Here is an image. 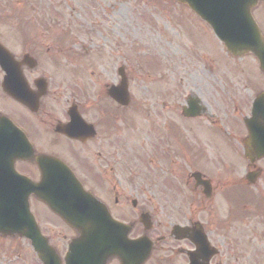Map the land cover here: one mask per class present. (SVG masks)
Returning a JSON list of instances; mask_svg holds the SVG:
<instances>
[{"label":"flooded vegetation","instance_id":"af4514ba","mask_svg":"<svg viewBox=\"0 0 264 264\" xmlns=\"http://www.w3.org/2000/svg\"><path fill=\"white\" fill-rule=\"evenodd\" d=\"M16 24L0 23V218L18 220L21 236H0V264H138L140 238L149 248L141 264H264L258 108L252 119L260 95L264 107V73L252 56L227 55L236 68L208 69L216 75L204 85L196 73L160 93L149 77L143 101L121 55L88 54L53 19ZM124 85L125 106L110 96ZM60 186L101 205L90 212L83 201L74 252L80 231L52 209ZM9 238L20 244L3 246Z\"/></svg>","mask_w":264,"mask_h":264},{"label":"rangeland","instance_id":"374dc122","mask_svg":"<svg viewBox=\"0 0 264 264\" xmlns=\"http://www.w3.org/2000/svg\"><path fill=\"white\" fill-rule=\"evenodd\" d=\"M254 12L264 35V2ZM52 19L58 22L60 38L74 36L91 50L88 54L121 55L122 64L139 79H133L131 95L137 93L143 101L149 100L145 91L149 77L155 80L154 88L164 93L177 89L179 78L194 80L197 73L204 85L216 75L208 69L236 68L210 27L173 0H0L1 24L10 21L18 26ZM6 32V28L0 29L1 36ZM93 62L90 56L82 58L88 75ZM162 73L169 80L166 85L160 81ZM222 119L230 120L231 113L223 112ZM138 135L143 137L141 130ZM2 244L10 248L20 241L9 238Z\"/></svg>","mask_w":264,"mask_h":264},{"label":"water","instance_id":"95a60500","mask_svg":"<svg viewBox=\"0 0 264 264\" xmlns=\"http://www.w3.org/2000/svg\"><path fill=\"white\" fill-rule=\"evenodd\" d=\"M181 4H186L196 15L204 20L212 28L214 34L223 43L227 52L234 56H242L252 53L259 62L260 69L264 72V38L251 16V9L258 0H175ZM3 58L0 57V63ZM119 102L125 101L123 97H115ZM264 115V108L259 109ZM260 152L264 155V139L260 140ZM66 181V179H65ZM68 181V180H67ZM71 190V189H70ZM77 192L79 189L75 188ZM59 200L55 203L54 210L60 216L69 218L73 222L72 210L67 203V194L65 189L60 188ZM96 208L99 203L91 200ZM57 205V206H56ZM73 217V216H72ZM83 233V231L77 227ZM6 233V232H5ZM8 233H14V230ZM148 253V252H147ZM144 258L139 261H144ZM140 263V262H139Z\"/></svg>","mask_w":264,"mask_h":264}]
</instances>
